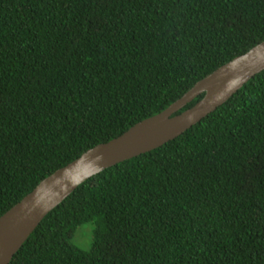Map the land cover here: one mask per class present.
I'll return each instance as SVG.
<instances>
[{
    "label": "trees",
    "instance_id": "1",
    "mask_svg": "<svg viewBox=\"0 0 264 264\" xmlns=\"http://www.w3.org/2000/svg\"><path fill=\"white\" fill-rule=\"evenodd\" d=\"M263 41L264 0H0V217ZM11 264H264V70L80 184Z\"/></svg>",
    "mask_w": 264,
    "mask_h": 264
},
{
    "label": "water",
    "instance_id": "2",
    "mask_svg": "<svg viewBox=\"0 0 264 264\" xmlns=\"http://www.w3.org/2000/svg\"><path fill=\"white\" fill-rule=\"evenodd\" d=\"M263 70L264 41L197 82L160 113L136 123L120 136L87 150L46 177L0 217V264H11L15 254L41 221L80 184L109 167L177 138L227 102ZM203 93L204 97L194 106L178 113Z\"/></svg>",
    "mask_w": 264,
    "mask_h": 264
},
{
    "label": "rangeland",
    "instance_id": "3",
    "mask_svg": "<svg viewBox=\"0 0 264 264\" xmlns=\"http://www.w3.org/2000/svg\"><path fill=\"white\" fill-rule=\"evenodd\" d=\"M94 235V224L86 223L77 230L74 243L80 248L89 251L92 248Z\"/></svg>",
    "mask_w": 264,
    "mask_h": 264
}]
</instances>
